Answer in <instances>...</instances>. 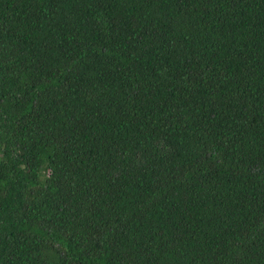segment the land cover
Returning <instances> with one entry per match:
<instances>
[{
  "label": "trees",
  "instance_id": "obj_1",
  "mask_svg": "<svg viewBox=\"0 0 264 264\" xmlns=\"http://www.w3.org/2000/svg\"><path fill=\"white\" fill-rule=\"evenodd\" d=\"M0 264H264V0H0Z\"/></svg>",
  "mask_w": 264,
  "mask_h": 264
}]
</instances>
